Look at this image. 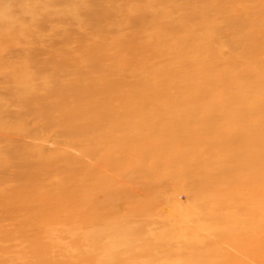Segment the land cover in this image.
Listing matches in <instances>:
<instances>
[{"label":"rangeland","instance_id":"obj_1","mask_svg":"<svg viewBox=\"0 0 264 264\" xmlns=\"http://www.w3.org/2000/svg\"><path fill=\"white\" fill-rule=\"evenodd\" d=\"M0 129L69 189L43 255L264 264V0H0Z\"/></svg>","mask_w":264,"mask_h":264},{"label":"bare ground","instance_id":"obj_2","mask_svg":"<svg viewBox=\"0 0 264 264\" xmlns=\"http://www.w3.org/2000/svg\"><path fill=\"white\" fill-rule=\"evenodd\" d=\"M141 19L139 20L141 21ZM169 25H171V23ZM143 105H145V103ZM80 113L81 112L75 110L70 113H67L66 116L72 118L85 117L83 116V114L79 116ZM67 123H69L68 126L70 128H74V121H72V119H68ZM166 126L169 125L167 124ZM7 132L8 131L5 129H0V141H3L2 139H4ZM220 138H222L219 140L221 141L220 145L228 144L225 142V139H227L228 137ZM259 140L262 142L264 138H259ZM141 144L144 146L145 142H141V140H136L133 144V147L137 148V146L139 147ZM20 149H22L20 163L24 164L26 168L17 171L16 173L13 172L12 177L0 179V185L4 184L5 186L4 189H0V264H84L86 261L85 259L81 261L77 258H74V254L79 251L78 248H76L75 252L73 250L69 251V249H66L67 252H69L67 256L73 255L74 257L61 260V262H59L55 257L49 258L43 255L45 247H54L53 245H56V241L49 240L45 242V244H43V241H41V238H43V231L41 228L42 215H40V213H42V211L44 210L50 209L56 211L62 210V204L68 201L64 194L69 191V189H62V191L60 192L61 187H59L58 189V187H54V184H51L48 187H42V185L37 186V182L42 179L41 173H39L41 171L42 166L48 168L50 162L47 160L42 162V159L37 157L34 159L33 154L35 153L30 147H21ZM20 149L18 150V152L20 151ZM16 155H18V153ZM252 155V157H254L255 159L258 158L257 151ZM263 163L264 157L262 160V164ZM9 166L10 164L7 162L3 165L1 164L0 171L8 169ZM225 170L227 169L225 168L223 171ZM232 173L234 174L233 171L230 173H225L223 174V177L227 178L231 176ZM15 180L19 181L18 186L22 187L24 191L18 193H11L14 188L10 182H13ZM241 182H244V178L241 179ZM77 187L78 186L74 187V190H76ZM56 189L58 190V192H56ZM39 195L44 196V203L40 202ZM77 196V204L80 206V209L83 212L84 206L81 202L86 201V195L80 193ZM258 259L260 258L258 257Z\"/></svg>","mask_w":264,"mask_h":264}]
</instances>
